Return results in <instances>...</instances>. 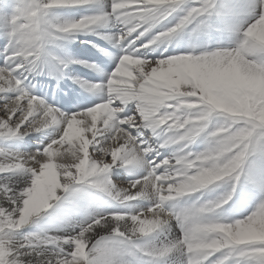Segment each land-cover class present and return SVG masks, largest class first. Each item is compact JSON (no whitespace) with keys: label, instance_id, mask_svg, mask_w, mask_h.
Wrapping results in <instances>:
<instances>
[{"label":"snow or ice","instance_id":"obj_1","mask_svg":"<svg viewBox=\"0 0 264 264\" xmlns=\"http://www.w3.org/2000/svg\"><path fill=\"white\" fill-rule=\"evenodd\" d=\"M9 8L0 264H264V0L0 3ZM60 9L87 14L53 19ZM186 30L187 47L149 56ZM79 34L113 46L86 41L111 71L48 51ZM41 217L48 230L23 232Z\"/></svg>","mask_w":264,"mask_h":264},{"label":"bare ground","instance_id":"obj_2","mask_svg":"<svg viewBox=\"0 0 264 264\" xmlns=\"http://www.w3.org/2000/svg\"><path fill=\"white\" fill-rule=\"evenodd\" d=\"M0 3H3V0H0ZM14 3H15V0H13V4ZM0 12H3L4 14H7V15H11L12 9L9 8V9H6V10H0ZM79 14H87V13L86 12H81ZM79 14L76 13L74 10L60 9V10H54L51 15H52V18L55 19V20H65V19L76 18ZM98 31L104 32V33H112V32L118 31V29H115V28H112V29H110V28H100V29H98ZM191 39H192V37L188 34V32L186 30L185 33H181L180 35L174 37L166 45H161L159 48H157L155 50V52H149V55H153V54H155L157 52H162V51H164L165 47L167 49H169V50H171L173 48H176V47H187V45H188V43L190 42ZM86 41H91L92 43H94L96 41L103 42V43H108L107 41L101 40V39H99V37H97L95 35H92V34H79L72 40L58 41L55 44L49 45L47 47H48V51L50 53L58 55L61 58L71 57L73 59H77L76 56L74 55L73 49L75 47H77V48H79L81 50H84V48L87 45H91L89 43H86ZM78 60H80V59H78ZM69 69L72 70V74L73 75H76L78 77H80V71L82 69H86V70H89V71L93 72L98 77L97 81L102 79V76H101L100 72L88 69V68L84 67L81 64H70L69 65ZM97 81H95V82H97ZM95 82H93V83H95ZM202 147H203V143H202V141H200V142H197L195 145H193V150L199 151ZM20 150L21 151H28L30 149L21 148ZM126 178L131 179L132 177L127 176V174H126ZM221 191H223V188H217L213 192H204L200 197L204 196L205 199H212L217 194H219ZM192 199H195V196H193ZM180 203H181V205L185 204L184 201H181ZM227 207L228 206L225 205V208H227ZM221 218H223V219H226V218L227 219H235V218H238V217L235 216L233 213L223 212V213H221Z\"/></svg>","mask_w":264,"mask_h":264},{"label":"rangeland","instance_id":"obj_3","mask_svg":"<svg viewBox=\"0 0 264 264\" xmlns=\"http://www.w3.org/2000/svg\"><path fill=\"white\" fill-rule=\"evenodd\" d=\"M13 2V0H12ZM3 29L0 28V32H2ZM201 199H205L204 196L200 197ZM227 220V218H226ZM52 222L48 219V217H41L38 218L35 222H33L32 224L26 226L23 229L24 233H34V232H40L41 230H48L49 226ZM42 227V228H41ZM41 229V230H40Z\"/></svg>","mask_w":264,"mask_h":264}]
</instances>
